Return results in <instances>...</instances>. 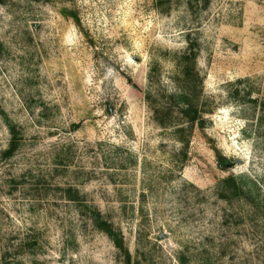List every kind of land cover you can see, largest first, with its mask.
<instances>
[{
    "label": "rangeland",
    "instance_id": "374dc122",
    "mask_svg": "<svg viewBox=\"0 0 264 264\" xmlns=\"http://www.w3.org/2000/svg\"><path fill=\"white\" fill-rule=\"evenodd\" d=\"M97 211L132 264H264V0H0V264H128Z\"/></svg>",
    "mask_w": 264,
    "mask_h": 264
},
{
    "label": "trees",
    "instance_id": "16d2710c",
    "mask_svg": "<svg viewBox=\"0 0 264 264\" xmlns=\"http://www.w3.org/2000/svg\"><path fill=\"white\" fill-rule=\"evenodd\" d=\"M182 59L177 62V90L164 96V102L157 106L153 105V107H155L154 112L158 124L164 128H173L176 139L182 143L184 148H188L194 129L196 127L204 128L205 115L208 110L202 95L203 78L197 68L196 60H193L194 58L189 52L185 53ZM148 97L152 98L151 95ZM15 145L16 136L13 137L7 153H12ZM217 160L222 168L228 162V158L220 153H217ZM233 179L230 178L227 181ZM92 220L96 227L111 237L116 247L124 252L128 264H132L131 254L125 247L123 238L114 231L112 224L102 216L100 211L93 214ZM179 259L181 264H185L181 257Z\"/></svg>",
    "mask_w": 264,
    "mask_h": 264
}]
</instances>
